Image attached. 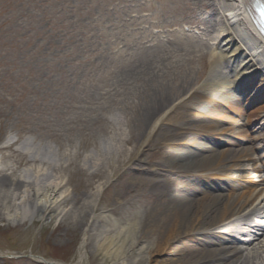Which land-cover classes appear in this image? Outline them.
<instances>
[{
	"label": "rangeland",
	"instance_id": "obj_1",
	"mask_svg": "<svg viewBox=\"0 0 264 264\" xmlns=\"http://www.w3.org/2000/svg\"><path fill=\"white\" fill-rule=\"evenodd\" d=\"M157 1L149 5L158 17L162 5ZM137 13L127 0H0V264H146L144 253L114 259L98 248L120 225L142 226L145 194L131 191V167L137 159L154 167L162 150L146 147L154 131L137 123L141 85L119 78L132 67L137 42L151 35L149 20L134 18L142 33L133 37L136 44L122 48L130 32L127 21ZM185 15L215 24L213 36L200 42L210 51L207 43L221 34V16L207 9ZM173 64L170 77L188 68L192 81L200 68ZM158 65L151 67L157 71ZM206 77L195 87H202ZM260 103L264 100L255 106ZM37 172L62 182L58 202L40 220L31 218L37 211L26 198L34 193L30 182Z\"/></svg>",
	"mask_w": 264,
	"mask_h": 264
},
{
	"label": "bare ground",
	"instance_id": "obj_2",
	"mask_svg": "<svg viewBox=\"0 0 264 264\" xmlns=\"http://www.w3.org/2000/svg\"><path fill=\"white\" fill-rule=\"evenodd\" d=\"M157 2L162 5L158 17L154 6H140L154 11L155 27L201 26L203 36L212 35L215 24L209 19H185V14L207 9L222 16L221 34L212 39V51L203 50L200 40L188 34L154 43L134 41L138 33L133 31L122 41V48L135 42L139 47L132 67L122 70L119 78L141 85L137 123L144 131H154L146 147L162 150L154 167L139 159L131 167V191L145 194L142 226L122 224L98 248L114 259L131 251L144 253L146 264H264V163L250 164L263 157L256 153L261 137L253 136L257 128L252 122H264V103L255 106L264 100V46L247 22L254 0ZM154 62L159 63L157 71V65L151 67ZM173 63L178 68L197 63L200 68L193 81L188 68L170 77L168 66ZM205 75L204 85L195 87ZM238 118H247L248 125L239 124ZM217 142L228 149L217 150ZM240 142L249 146L239 148ZM30 183L34 193L26 198L37 211L31 218L40 220L58 202L55 194L62 182L37 172ZM253 185L262 188H250ZM145 241L150 246L143 245Z\"/></svg>",
	"mask_w": 264,
	"mask_h": 264
}]
</instances>
